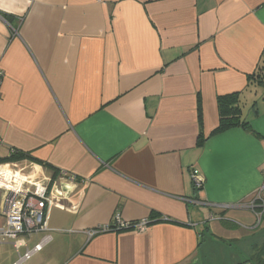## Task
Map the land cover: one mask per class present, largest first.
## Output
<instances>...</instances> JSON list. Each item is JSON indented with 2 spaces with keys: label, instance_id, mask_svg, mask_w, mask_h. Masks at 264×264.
Masks as SVG:
<instances>
[{
  "label": "crops",
  "instance_id": "0c3cea01",
  "mask_svg": "<svg viewBox=\"0 0 264 264\" xmlns=\"http://www.w3.org/2000/svg\"><path fill=\"white\" fill-rule=\"evenodd\" d=\"M263 52L264 0H0V158L28 154L0 165L53 180L48 231L23 238L49 241L22 264H250ZM233 93L248 129L214 133Z\"/></svg>",
  "mask_w": 264,
  "mask_h": 264
},
{
  "label": "built area",
  "instance_id": "2783aa9c",
  "mask_svg": "<svg viewBox=\"0 0 264 264\" xmlns=\"http://www.w3.org/2000/svg\"><path fill=\"white\" fill-rule=\"evenodd\" d=\"M1 82L2 73L0 72V85ZM3 141L0 136V145ZM12 152L10 150L9 154ZM30 173H14L0 165V244L8 241L13 245L17 253V261L13 264H22L28 261L34 254L40 252L49 241V237L44 236L32 249H28L23 241L25 237L48 231L47 210L53 204L49 193L53 180L36 182L30 178ZM61 177L73 179L66 173H62ZM262 177V186L247 204L252 212H255L256 209L264 210V200L260 195L264 191V167ZM193 179L196 188L202 186V181L198 177L194 176ZM259 211H256L257 215L260 214ZM113 221L115 222L114 227L103 226L89 230L88 237L91 238L98 233L121 228L143 230L149 224L147 219L132 224L123 222L118 215L114 217ZM22 246L25 250L20 253L19 249Z\"/></svg>",
  "mask_w": 264,
  "mask_h": 264
},
{
  "label": "trees",
  "instance_id": "16d2710c",
  "mask_svg": "<svg viewBox=\"0 0 264 264\" xmlns=\"http://www.w3.org/2000/svg\"><path fill=\"white\" fill-rule=\"evenodd\" d=\"M264 55V52H263ZM260 77V75H259ZM252 76L249 77L251 79ZM253 79V78H252ZM261 82V81H260ZM259 82V83H260ZM262 83V82H261ZM217 103V110H218V125L216 129L213 131L219 132L223 131L232 127H242L244 129H248V123L247 121L242 118V111L240 107V99H239V93H233V94H227L223 96H218L216 98ZM204 141L203 134H198V145L202 144ZM28 154L21 153L19 151L12 152L9 157L0 158V162L3 161H15L18 158L26 157ZM155 214H151L149 216L148 223L158 222L156 220ZM163 221V220H159ZM130 223V222H129ZM132 224V223H130ZM114 227V226H110ZM124 229L114 230V231H123ZM253 255L248 260L250 264H264V242L259 244V246L254 245L253 246Z\"/></svg>",
  "mask_w": 264,
  "mask_h": 264
},
{
  "label": "rangeland",
  "instance_id": "374dc122",
  "mask_svg": "<svg viewBox=\"0 0 264 264\" xmlns=\"http://www.w3.org/2000/svg\"><path fill=\"white\" fill-rule=\"evenodd\" d=\"M30 244V243H29ZM4 255V254H3ZM0 254V261L4 258V256Z\"/></svg>",
  "mask_w": 264,
  "mask_h": 264
}]
</instances>
